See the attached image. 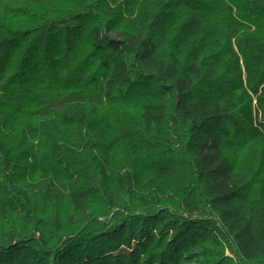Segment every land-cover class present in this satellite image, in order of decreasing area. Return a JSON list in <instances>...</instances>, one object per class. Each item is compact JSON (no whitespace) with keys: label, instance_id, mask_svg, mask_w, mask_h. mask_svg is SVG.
<instances>
[{"label":"trees","instance_id":"trees-1","mask_svg":"<svg viewBox=\"0 0 264 264\" xmlns=\"http://www.w3.org/2000/svg\"><path fill=\"white\" fill-rule=\"evenodd\" d=\"M0 264H264V0H0Z\"/></svg>","mask_w":264,"mask_h":264},{"label":"rangeland","instance_id":"rangeland-1","mask_svg":"<svg viewBox=\"0 0 264 264\" xmlns=\"http://www.w3.org/2000/svg\"><path fill=\"white\" fill-rule=\"evenodd\" d=\"M103 110H105V109H103ZM45 119H46V121L44 122L45 125L54 122V119L51 118V117H49V116H47ZM64 137H65V141L67 142V144L69 146H71V147L72 146H75L74 145L75 143L72 142V140L75 139L74 132H72V131H66L65 134H64ZM93 205H95V207L97 209V212H99V213H102L103 212V205H101L100 202H98V201L95 200L93 202ZM174 207L177 208L176 206H174Z\"/></svg>","mask_w":264,"mask_h":264}]
</instances>
